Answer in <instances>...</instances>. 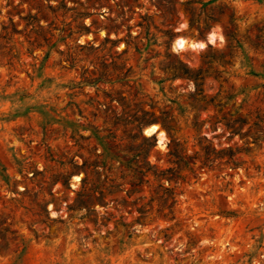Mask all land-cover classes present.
<instances>
[{
	"label": "rangeland",
	"instance_id": "374dc122",
	"mask_svg": "<svg viewBox=\"0 0 264 264\" xmlns=\"http://www.w3.org/2000/svg\"><path fill=\"white\" fill-rule=\"evenodd\" d=\"M0 264H264V0H0Z\"/></svg>",
	"mask_w": 264,
	"mask_h": 264
},
{
	"label": "bare ground",
	"instance_id": "6f19581e",
	"mask_svg": "<svg viewBox=\"0 0 264 264\" xmlns=\"http://www.w3.org/2000/svg\"><path fill=\"white\" fill-rule=\"evenodd\" d=\"M184 44H185V39L183 37H180V38L177 39V45L179 47L184 46ZM190 45H193L194 46V45H203V44L200 43V42L199 43L198 42L197 43L196 42H191ZM152 132H158V134L160 135V140H158V141L161 142V137H162V134H163V130L161 128L159 129V125L158 124H153V125L151 124L149 127H147V132L146 133H149L150 134Z\"/></svg>",
	"mask_w": 264,
	"mask_h": 264
},
{
	"label": "water",
	"instance_id": "95a60500",
	"mask_svg": "<svg viewBox=\"0 0 264 264\" xmlns=\"http://www.w3.org/2000/svg\"><path fill=\"white\" fill-rule=\"evenodd\" d=\"M147 127H148V125H147V126H145V128L143 129V130H144V132H147Z\"/></svg>",
	"mask_w": 264,
	"mask_h": 264
},
{
	"label": "trees",
	"instance_id": "16d2710c",
	"mask_svg": "<svg viewBox=\"0 0 264 264\" xmlns=\"http://www.w3.org/2000/svg\"><path fill=\"white\" fill-rule=\"evenodd\" d=\"M259 29V28H258ZM231 36V35H230ZM232 37H233V35H232ZM235 38V37H234ZM237 42H239V41H237Z\"/></svg>",
	"mask_w": 264,
	"mask_h": 264
}]
</instances>
